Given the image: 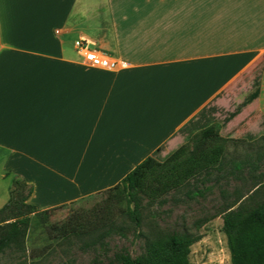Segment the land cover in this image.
I'll list each match as a JSON object with an SVG mask.
<instances>
[{"label":"crops","instance_id":"crops-1","mask_svg":"<svg viewBox=\"0 0 264 264\" xmlns=\"http://www.w3.org/2000/svg\"><path fill=\"white\" fill-rule=\"evenodd\" d=\"M211 128L264 136V0H0V208L16 178L48 210Z\"/></svg>","mask_w":264,"mask_h":264},{"label":"rangeland","instance_id":"rangeland-1","mask_svg":"<svg viewBox=\"0 0 264 264\" xmlns=\"http://www.w3.org/2000/svg\"><path fill=\"white\" fill-rule=\"evenodd\" d=\"M77 38L76 33L65 36L70 49ZM169 151L136 170L135 200L127 191L109 188L42 213L23 209L28 224L0 254V264H116L120 251L143 254L148 244L174 233L194 239L193 264H231L224 214L238 208L247 212L264 201V139H220L211 128ZM109 205L110 222L82 229L93 210ZM133 208L139 211V226L131 217ZM9 216L0 219V237L15 220Z\"/></svg>","mask_w":264,"mask_h":264},{"label":"trees","instance_id":"trees-1","mask_svg":"<svg viewBox=\"0 0 264 264\" xmlns=\"http://www.w3.org/2000/svg\"><path fill=\"white\" fill-rule=\"evenodd\" d=\"M262 157L263 155L260 154L259 158L262 159ZM140 165L110 190L127 191L131 199L135 200L137 193L135 172ZM31 193L32 187L25 180L21 178L14 180L11 199L0 208V219H4L8 214L11 215L9 216L11 219H15L10 223L9 232L0 237V254L10 246L13 239L23 232L22 227L28 224V217L23 216L22 210L24 209L27 213L39 211L36 205L27 201ZM111 209L109 205L93 210V217L87 221L85 226H82V229L89 231L110 222ZM131 217L137 226L141 224L137 208L131 209ZM223 230L228 237L231 264H264V201L247 212L239 208L227 211L224 214ZM193 243L192 237L174 233L165 241L148 244L143 254L133 256L127 250L120 251L116 255V264H193L190 260Z\"/></svg>","mask_w":264,"mask_h":264},{"label":"built area","instance_id":"built-area-1","mask_svg":"<svg viewBox=\"0 0 264 264\" xmlns=\"http://www.w3.org/2000/svg\"><path fill=\"white\" fill-rule=\"evenodd\" d=\"M78 52L93 66L109 69L117 65V61L106 53L93 48L89 40L80 38L75 42Z\"/></svg>","mask_w":264,"mask_h":264}]
</instances>
